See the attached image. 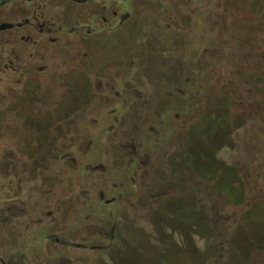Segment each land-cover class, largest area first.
Here are the masks:
<instances>
[{"label":"rangeland","instance_id":"374dc122","mask_svg":"<svg viewBox=\"0 0 264 264\" xmlns=\"http://www.w3.org/2000/svg\"><path fill=\"white\" fill-rule=\"evenodd\" d=\"M65 3L0 71V264H264V0Z\"/></svg>","mask_w":264,"mask_h":264},{"label":"flooded vegetation","instance_id":"af4514ba","mask_svg":"<svg viewBox=\"0 0 264 264\" xmlns=\"http://www.w3.org/2000/svg\"><path fill=\"white\" fill-rule=\"evenodd\" d=\"M68 1L73 3H87L88 1V4H90L92 8H96L103 3L102 15L105 24H107L113 16H116V13L112 12V6L116 0H0L1 72L13 69L12 71L15 73L17 72L16 74L20 78L24 76L27 71L34 69V66L30 65V62L24 63V67L22 68L15 69V64L12 62L14 61V58L11 56V49H13L14 53H18L19 56L20 54H25L26 50H29V48L33 49V46L35 45H40L43 49H49V43L53 44L54 39H56L52 37V34L54 33L52 20L54 16L53 6L58 5L61 7L57 14V16H61L62 14H65V2ZM127 19L125 20L127 21ZM62 22L64 23L63 20ZM43 70L45 69L41 68V71ZM65 115L69 117L68 112ZM24 148H30V145L25 146ZM117 149L126 150V146L117 147ZM31 162L35 165H39L37 160L34 162V160L31 159ZM142 180H144V176H142ZM153 183L154 180H151V182L143 185V195L148 197L158 196V194L154 195L151 192V185ZM158 197H160V195ZM127 211L128 210H124L125 214L129 213ZM121 231L120 225L117 222H114L109 235L110 244H115L116 241L123 240V233H120ZM49 239L56 243L63 244L56 236H50Z\"/></svg>","mask_w":264,"mask_h":264}]
</instances>
